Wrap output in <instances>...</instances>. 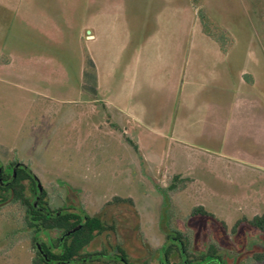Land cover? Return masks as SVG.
Wrapping results in <instances>:
<instances>
[{"label": "rangeland", "instance_id": "rangeland-1", "mask_svg": "<svg viewBox=\"0 0 264 264\" xmlns=\"http://www.w3.org/2000/svg\"><path fill=\"white\" fill-rule=\"evenodd\" d=\"M161 2L0 0V165L8 172L11 162L24 164L51 209L105 222L80 250L104 255L80 264H162L166 234L176 232L192 254L213 246L217 264H264L251 258L264 245L256 229L231 232L240 217L264 211V0H193L202 27L232 54L234 91L217 98L219 122L179 138L164 122L124 120L96 89L108 84L117 94L120 75L94 74L87 57L92 13L106 7L120 21L134 20L136 6L149 19ZM112 34L94 42L100 70L115 57ZM115 196L132 203L112 202ZM196 206L212 216H192ZM26 215L0 191V264H32V239L60 236L34 231Z\"/></svg>", "mask_w": 264, "mask_h": 264}, {"label": "crops", "instance_id": "crops-1", "mask_svg": "<svg viewBox=\"0 0 264 264\" xmlns=\"http://www.w3.org/2000/svg\"><path fill=\"white\" fill-rule=\"evenodd\" d=\"M158 6L149 19L136 6L134 20L120 21L106 7L92 13L88 64L94 74L120 75L117 94L108 84L96 89L124 120L164 122L169 136L179 138L221 120L217 98L223 89L234 91L227 75L232 54L224 53L220 36L202 27L193 0H163ZM110 31L116 54L109 69L100 70L94 42ZM158 94L165 97L160 105L153 101Z\"/></svg>", "mask_w": 264, "mask_h": 264}, {"label": "trees", "instance_id": "trees-1", "mask_svg": "<svg viewBox=\"0 0 264 264\" xmlns=\"http://www.w3.org/2000/svg\"><path fill=\"white\" fill-rule=\"evenodd\" d=\"M203 23V22H202ZM205 26V24H203ZM224 43V42H223ZM225 50V44H223ZM135 150L137 147L130 142ZM1 178L8 179L10 182L4 186L0 184V191L9 194V197L13 202L19 203L26 212V223L34 231L43 230H60L61 234L53 242H43L42 249L43 254L35 252V256L32 258V264H80L83 259H86V255L80 254V250L87 246L92 240L95 234L102 233L107 229V225L103 220L97 216H90L85 213H76L69 209H49V204L43 199L46 196V192L43 190L37 201L38 205L49 209L50 214L40 212L33 205V199L25 192L24 180H29L30 190L34 196L38 195L37 178L27 167H19L16 169L15 176L12 177V173L4 174L3 169L0 171ZM178 176H173V181H176ZM171 187H175L172 182ZM112 202H129L132 203L130 198L113 197ZM191 215H207L212 216L210 212H207L202 206H196L191 210ZM223 227L225 224L221 222ZM240 225H246L248 227L256 229L264 243V211L261 214H256L251 218L240 217L235 221L231 228V232H234ZM34 239H32V242ZM33 244V243H32ZM34 245V244H33ZM104 254H90L91 259L89 261L96 260ZM161 255L163 257L162 264H217L215 261L219 260L216 250L213 246H209L204 254L195 255L188 251V242L183 240L181 233L166 234V244L161 248ZM171 256H178V260H171ZM122 257V256H121ZM211 261H208V259ZM251 258L255 261L264 260V245L263 248L254 252ZM113 259H109L108 262H113Z\"/></svg>", "mask_w": 264, "mask_h": 264}, {"label": "flooded vegetation", "instance_id": "flooded-vegetation-1", "mask_svg": "<svg viewBox=\"0 0 264 264\" xmlns=\"http://www.w3.org/2000/svg\"><path fill=\"white\" fill-rule=\"evenodd\" d=\"M11 163H12V165H11V168L8 170V172L5 171V168H4L3 165H0V171H1V168H2L4 174H7V173H10L11 172L12 173V177H14L15 176L16 169H18L19 167H26L24 164H22L20 162H17V161L16 162H11ZM9 182H10V180H8V179H4L3 180L1 178V175H0V184L2 186L8 184ZM39 197H40L39 194L36 195V196H34V198H33V205H34V202H35V208H37L42 213L50 214V212H49V209L51 210V207L50 206H49L50 207L49 209H46L43 206L37 204V201H38ZM60 209L63 210V209H68V208H60ZM33 244H34L33 247L35 249V252H40L41 254H43L42 241L40 239H38V238H34ZM38 246H39V248H38ZM86 259H89L90 260L91 259V256H88ZM83 260H85V259H83Z\"/></svg>", "mask_w": 264, "mask_h": 264}, {"label": "water", "instance_id": "water-1", "mask_svg": "<svg viewBox=\"0 0 264 264\" xmlns=\"http://www.w3.org/2000/svg\"><path fill=\"white\" fill-rule=\"evenodd\" d=\"M37 188H38V193L40 195L42 193V187L40 186L38 181H37ZM34 206H35V202H34ZM38 248H39V246H38Z\"/></svg>", "mask_w": 264, "mask_h": 264}]
</instances>
